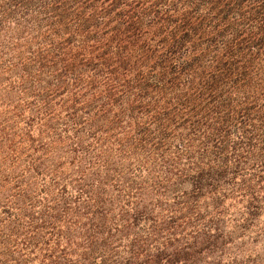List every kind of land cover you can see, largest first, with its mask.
<instances>
[{"label": "trees", "instance_id": "obj_1", "mask_svg": "<svg viewBox=\"0 0 264 264\" xmlns=\"http://www.w3.org/2000/svg\"><path fill=\"white\" fill-rule=\"evenodd\" d=\"M0 264H264V0H0Z\"/></svg>", "mask_w": 264, "mask_h": 264}]
</instances>
